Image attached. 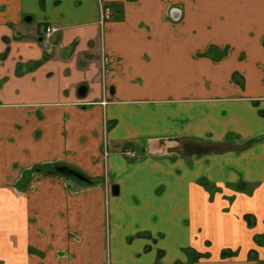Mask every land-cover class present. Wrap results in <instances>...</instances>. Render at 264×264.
Returning <instances> with one entry per match:
<instances>
[{
	"label": "crops",
	"instance_id": "obj_1",
	"mask_svg": "<svg viewBox=\"0 0 264 264\" xmlns=\"http://www.w3.org/2000/svg\"><path fill=\"white\" fill-rule=\"evenodd\" d=\"M262 109L264 0H0V264H264Z\"/></svg>",
	"mask_w": 264,
	"mask_h": 264
},
{
	"label": "trees",
	"instance_id": "obj_2",
	"mask_svg": "<svg viewBox=\"0 0 264 264\" xmlns=\"http://www.w3.org/2000/svg\"><path fill=\"white\" fill-rule=\"evenodd\" d=\"M184 150V149H183ZM187 153L189 154H204V153H209L212 151V149H206L204 147H201L200 145L196 144L195 142L190 145H188L187 148H185V150ZM57 169V171H51L52 173H58V174H64L65 176H69V177H73L75 179H78V176H83L85 177V181H82L85 184H91L94 182V180L90 177H88L84 172H82L81 170H78L74 167L68 166V165H57L55 167ZM245 218L247 219V221L249 222V224H252L254 222V219H251V216L246 215ZM232 252H223V256H227L230 255ZM200 255H198L199 257Z\"/></svg>",
	"mask_w": 264,
	"mask_h": 264
},
{
	"label": "flooded vegetation",
	"instance_id": "obj_3",
	"mask_svg": "<svg viewBox=\"0 0 264 264\" xmlns=\"http://www.w3.org/2000/svg\"><path fill=\"white\" fill-rule=\"evenodd\" d=\"M173 11H175V10H173ZM111 13H112V10H111V8L109 6H103V19L109 18L110 15H111ZM171 13H172V10H171ZM27 19L28 20H31V17L25 18V20H27ZM53 27L56 29V31H54V32H52V33L49 34L48 28H53ZM58 31H59V28L58 27L51 26V25L46 26L45 27V32H44V35L45 36H44L43 41H45L47 44H49L51 42V36L54 33L58 32ZM262 113L264 114V109H262ZM192 142L193 143L195 142L196 144H198V145L200 144V145L203 146V143H200V142L195 141V140H191L189 143L192 144ZM241 145H242V147H245L247 144H236V148L238 147V149H240L241 148ZM109 147H110L109 146V143L105 140V142L103 144V149H104L105 156L108 155V149H109ZM182 147H184L183 149L185 150V148H187L188 145L183 144ZM129 150L134 151L135 152V155L132 156V155L128 154L127 151H129ZM184 152H186V151H184ZM123 154L126 155L127 157L131 158V159L138 157L137 150H136V148L134 147V145L132 143L125 144L124 149H123ZM254 223H255V220H254ZM259 243L262 244V242H259Z\"/></svg>",
	"mask_w": 264,
	"mask_h": 264
},
{
	"label": "rangeland",
	"instance_id": "obj_4",
	"mask_svg": "<svg viewBox=\"0 0 264 264\" xmlns=\"http://www.w3.org/2000/svg\"><path fill=\"white\" fill-rule=\"evenodd\" d=\"M233 81L240 82V85L243 87V83H242L243 81H242L241 78L238 77V75H237L236 73L233 74ZM183 144H185V145H189L190 143H189V142H186V143H180L179 146H177V147H173L172 150L179 151V152L181 151V152H182V151H183V148H184V147L182 148V145H183ZM236 144H237V143H236ZM203 147L206 148V149H209V148L212 149V148H214V149H217V150H218V147H219V149L221 148V146H212V145H209V144L207 145V144L204 143V142H203ZM228 147H231V146H228ZM181 148H182V149H181ZM136 150H137V153H139V150H140V154L142 153V151H141L140 148H137ZM212 150H213V149H212ZM170 151H171V150H170ZM76 180H78V179H76ZM78 181H79V180H78Z\"/></svg>",
	"mask_w": 264,
	"mask_h": 264
},
{
	"label": "water",
	"instance_id": "obj_5",
	"mask_svg": "<svg viewBox=\"0 0 264 264\" xmlns=\"http://www.w3.org/2000/svg\"><path fill=\"white\" fill-rule=\"evenodd\" d=\"M84 89H85V88H84ZM81 93H83V92H81ZM214 150H216V149H214ZM78 179L81 180V181H85V177H83V176H78ZM118 189H119L118 186L115 185V186L113 187V193H114V194H117L118 191H119Z\"/></svg>",
	"mask_w": 264,
	"mask_h": 264
},
{
	"label": "built area",
	"instance_id": "obj_6",
	"mask_svg": "<svg viewBox=\"0 0 264 264\" xmlns=\"http://www.w3.org/2000/svg\"><path fill=\"white\" fill-rule=\"evenodd\" d=\"M48 31H49V34H50V33L54 32V31H56V29L54 27L53 28H48ZM127 153L132 155V156L135 155V152L132 151V150L127 151Z\"/></svg>",
	"mask_w": 264,
	"mask_h": 264
}]
</instances>
